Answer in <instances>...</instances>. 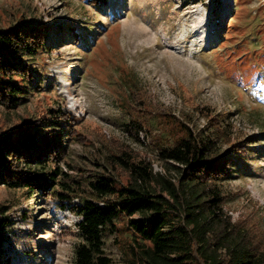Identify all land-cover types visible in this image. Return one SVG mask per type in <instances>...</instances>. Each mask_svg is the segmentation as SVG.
<instances>
[{"label":"rangeland","instance_id":"1","mask_svg":"<svg viewBox=\"0 0 264 264\" xmlns=\"http://www.w3.org/2000/svg\"><path fill=\"white\" fill-rule=\"evenodd\" d=\"M21 23L46 28L49 47L25 57L37 81L17 107L0 104V135L61 115V127L37 132L49 141L46 166L78 181L72 204L100 203L88 185L97 176L127 184L112 157L143 159L165 173L160 147L187 128L220 127L229 137L221 153L234 160L221 185L223 212L264 233V0H0V29ZM134 123L138 140L128 131ZM52 190L59 186L0 184V216L10 222L2 262L74 263L80 217L60 209ZM115 226L105 254L131 264L138 249L128 218Z\"/></svg>","mask_w":264,"mask_h":264},{"label":"trees","instance_id":"2","mask_svg":"<svg viewBox=\"0 0 264 264\" xmlns=\"http://www.w3.org/2000/svg\"><path fill=\"white\" fill-rule=\"evenodd\" d=\"M46 34V28L32 23L0 29V104L13 109L27 99L28 87L37 80L25 57L49 47ZM62 121L57 113L39 127L0 135V184L31 192L59 186L48 195L58 200L60 209L80 217L75 224L80 241L74 246L73 264H115L105 254L104 237L115 233V221L123 216L138 249L131 264H264V233L232 221L222 209L221 185L230 179L234 162L233 156L221 153L220 142L229 138L222 128L211 133L187 128L173 145L160 147L157 157L165 173L154 171L151 162L143 159L112 157L126 172L127 184L117 187L114 178L97 176L88 185L100 203L84 198L72 204L78 196L72 182L78 181L58 167L46 166L51 159L49 141L45 133L37 132L61 127ZM140 129L134 123L128 131L138 140ZM61 133L57 131V141ZM5 212L0 209V215ZM9 223L0 216V264L9 259L1 248ZM3 257L7 263L1 261Z\"/></svg>","mask_w":264,"mask_h":264}]
</instances>
